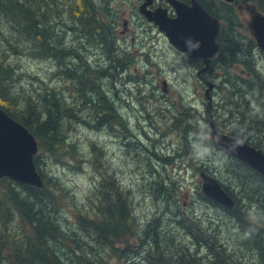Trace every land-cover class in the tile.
Listing matches in <instances>:
<instances>
[{
	"label": "trees",
	"instance_id": "16d2710c",
	"mask_svg": "<svg viewBox=\"0 0 264 264\" xmlns=\"http://www.w3.org/2000/svg\"><path fill=\"white\" fill-rule=\"evenodd\" d=\"M241 1L264 14V0ZM33 2L0 0V22L8 27L0 26V54L17 55L24 42L33 40L36 43L30 48L33 54L38 58L52 56L58 61L59 71L64 74L71 71L83 99L81 103L93 109L101 106L96 115L101 125L120 119L107 112L112 105L105 96L108 93L102 85L103 79L102 84L91 86V90L98 93V101L87 92L83 93L86 91L83 83L86 73H78L82 70L79 64L72 70L64 66L56 26L49 24V19L56 20L66 6L70 20L65 21L74 23L68 26L74 31L75 38L85 39L90 47L106 52L111 59L119 26L117 18L110 23L102 21L97 13L105 8L94 5L91 0H79L71 7L69 4L59 6V0H40L39 7ZM205 4L210 14L220 19L221 26L216 38L218 51L200 74L206 88V82L213 80L208 74L216 72L217 82H212L215 85L212 90L215 92L218 87L221 93L218 97L222 101L214 112H210L212 103L207 112V104L205 116L218 131L225 133L224 129L227 134L264 150V51L252 36L246 37L240 31L243 21L239 8L221 4L218 0ZM77 49L65 53L76 58ZM201 66L203 68L204 64ZM121 67L109 69L120 70ZM16 71L12 63L0 60V108L27 127L37 139L39 150L34 163L44 185L38 187L9 176L0 177V264H112L110 260L114 258L124 260L121 264H246L247 259L251 261L247 264H264V176L214 144L209 138L207 124L185 107L182 115L171 106L161 108L162 125L169 126L175 120L161 131V139L144 132L154 148L151 155L154 160L163 162L165 171L163 176L156 166L150 168L146 186L158 190L160 199H167L174 208L178 206L181 184L168 174L165 165L175 164V159L180 164L185 161L189 164L190 136L200 133L202 124V132L216 158L201 162L196 168L199 172L210 170L213 175L207 173L212 176L227 175L229 186L215 178L233 198L232 207H225L200 193L201 200L214 209L215 216L189 215L174 209L172 222L177 229L173 234L164 224L165 213L159 210L150 218L139 219L134 205L132 207L133 190L119 177L111 175V180L105 178L108 182H102L96 192L99 203L87 211L89 214L75 213L73 221L63 218L61 200L65 188L44 171L42 157L43 153L54 151L64 142L62 124L65 118L76 119L75 110L68 103L64 106L62 94L56 90L45 89L37 96L30 94L20 99L11 92ZM100 71V76L105 77V72ZM217 112H220L218 118ZM175 132L182 133V150L177 149L172 154L157 153L156 146L169 133ZM124 137L126 143L133 141L137 148L130 156L142 162L146 158L144 142L138 136ZM94 148L98 150L95 144ZM125 242L129 247L126 254L120 251Z\"/></svg>",
	"mask_w": 264,
	"mask_h": 264
},
{
	"label": "rangeland",
	"instance_id": "374dc122",
	"mask_svg": "<svg viewBox=\"0 0 264 264\" xmlns=\"http://www.w3.org/2000/svg\"><path fill=\"white\" fill-rule=\"evenodd\" d=\"M78 1L59 0V6L69 4L68 6L71 7L72 3L77 4ZM91 1L94 5L105 8V10H99L98 18L105 23H110L116 18L119 22L114 45L115 52L110 53L111 59L106 52L90 47L85 39L83 41L75 38L74 31L68 26H73L74 23L65 21L70 20L66 13V6L63 13L55 17L56 20L49 19V24L50 27L56 26L64 66L72 70L79 64L82 70L78 73H86L83 81L86 91L83 93L87 92L91 98L98 101V93L92 91L91 86L96 87L103 79L101 84L108 93L105 96L109 98L112 105L107 112L120 119L115 121L112 119V123L101 125L96 118L97 110L101 106L93 109L94 107L81 103L83 99L78 92L77 81L72 79L71 71L67 74L59 71L58 61L52 56L38 58V55L33 54L30 51V48L36 45L33 40L24 42L17 55L0 54V60L8 64L12 63L17 69L13 80L14 85L11 88L14 95L22 99L30 94L37 96L45 89L56 90L61 92L64 106L68 103V106L75 110L76 119L65 118L62 124L64 142L54 151L43 153L42 157L44 171L57 179L59 185L65 188L61 200L63 218L67 217L68 221H73L75 213L89 214L93 205L99 203L98 197L95 196L96 192L99 191L102 182H108L105 178L109 179L111 175L119 177L124 185L133 190L132 207L134 205L133 210L135 209L139 219L150 218L159 210L162 214L165 213L164 224H167V229H170L173 234L177 229L172 222L176 211L174 209L189 215L215 216L214 209L205 204L200 197L202 193L200 170L196 167L201 166V162L206 163L208 159L216 158L213 148L207 142V136L202 132L204 129L202 124H200L201 132L192 133L190 136V147L187 148L189 164H187L188 161L180 164L179 160L175 159V164L165 165L168 174L181 184V200L177 201L178 206L174 208L167 199H160L158 190L150 185L146 186L150 168L156 166L157 170L165 176L163 162L154 160L151 155L154 151L153 145L144 134L148 131L154 137L161 139V131L169 128L175 121L170 122L169 126L162 125L164 119L161 118V108L168 105L181 112L185 107L192 110L196 116H200V119L206 114L205 82L197 74L201 66H193L187 62L155 25L147 24L139 10L138 0ZM38 4L40 0H34L33 5L39 7ZM242 4L244 7L239 12L243 27L240 31L248 37L251 36L248 29L251 12L258 10L244 1ZM235 6L237 8V5ZM125 21L128 22V29L124 31ZM2 24L0 22V26ZM3 27L8 28L4 24ZM69 28L71 30H68ZM14 35L17 37L16 34ZM75 47L78 48L76 58L65 53ZM88 47H90L89 50ZM115 54L118 56L115 57ZM114 66L123 67L120 70L119 68L118 70L109 69ZM100 70L105 72V77L100 76ZM107 70L109 74L106 73ZM208 76L213 77V80L210 79L212 82H217L215 71H211ZM211 94L213 102L210 112H214L218 106L222 105L218 97L221 93L216 87L215 92L212 90ZM218 117L220 112H217ZM222 131L226 132L224 129ZM124 135L138 136L144 142L143 151L146 152V158L142 162L130 156L137 148L133 141L126 143ZM94 144L98 149L96 151ZM183 146L182 133H169L156 146V152L172 154L177 149L180 152ZM190 160H196V163L192 164ZM207 172L212 174L210 170ZM214 177L229 186L226 174L222 177L218 175ZM146 193L149 196H146ZM128 249L125 242L121 245L120 251L126 254ZM122 262L124 260L118 258L110 260L112 264ZM249 262H251L250 259L245 260L246 264Z\"/></svg>",
	"mask_w": 264,
	"mask_h": 264
},
{
	"label": "water",
	"instance_id": "95a60500",
	"mask_svg": "<svg viewBox=\"0 0 264 264\" xmlns=\"http://www.w3.org/2000/svg\"><path fill=\"white\" fill-rule=\"evenodd\" d=\"M175 8L177 15L174 18L167 17L161 9L150 12L142 8V14L165 34L173 47L188 57H198L204 62L203 68L199 70L200 73L208 68L211 58L218 51L216 37L219 21L196 2L192 7L176 4ZM248 28L256 45L264 51V14L252 13ZM206 84L204 93L208 112L212 103L210 92L214 83L208 81ZM202 119L209 127V138L214 144L223 147L228 154L264 176V151L243 139L218 131L208 116ZM37 152L38 143L35 136L23 124L0 108V177L9 176L21 183L42 187L43 180L34 163ZM199 175L202 180V192L207 197L225 207L234 205L233 198L212 176L204 172H200Z\"/></svg>",
	"mask_w": 264,
	"mask_h": 264
},
{
	"label": "flooded vegetation",
	"instance_id": "af4514ba",
	"mask_svg": "<svg viewBox=\"0 0 264 264\" xmlns=\"http://www.w3.org/2000/svg\"><path fill=\"white\" fill-rule=\"evenodd\" d=\"M218 1L221 4H230V5L232 4L233 6L237 5V8H239L240 10L244 7L241 0L233 1L231 3L226 2L224 0H218ZM138 2H139L138 7H139L141 14H142V8H144V9H146V11H150V12H154L155 10L161 9L165 12V14L168 17L173 18L177 15L176 8H175L176 4L182 5V6H187V7H192L194 2L200 4L201 7L209 15H211L210 10L208 9V6H207V4H205V2H208V3L214 2V0H138ZM211 16H213V15H211ZM143 17H144V15H143ZM213 17H216V16H213ZM217 19L219 20L220 26H221L220 19L219 18H217ZM146 22L149 25H154V23L149 22L147 19H146ZM127 29H128V22L125 21L124 22V30H127ZM181 54L184 56L186 61L189 62L190 64H192L193 66L200 67L201 65H203V62L200 58H191V57L184 55L183 53H181ZM199 70L197 71V74L199 77L203 78V76L199 73Z\"/></svg>",
	"mask_w": 264,
	"mask_h": 264
},
{
	"label": "bare ground",
	"instance_id": "6f19581e",
	"mask_svg": "<svg viewBox=\"0 0 264 264\" xmlns=\"http://www.w3.org/2000/svg\"><path fill=\"white\" fill-rule=\"evenodd\" d=\"M201 172H204V173H207V172H205V171H201ZM207 174H209V173H207ZM210 175V174H209ZM210 176H212V175H210ZM217 182H218V180L214 177V176H212ZM219 183V182H218ZM220 184V183H219ZM221 185V184H220Z\"/></svg>",
	"mask_w": 264,
	"mask_h": 264
}]
</instances>
